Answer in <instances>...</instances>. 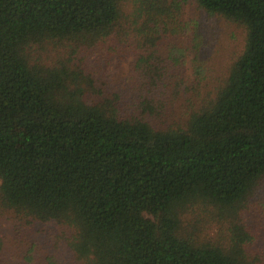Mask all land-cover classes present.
Segmentation results:
<instances>
[{
    "label": "trees",
    "instance_id": "1",
    "mask_svg": "<svg viewBox=\"0 0 264 264\" xmlns=\"http://www.w3.org/2000/svg\"><path fill=\"white\" fill-rule=\"evenodd\" d=\"M194 2L244 29L216 85L187 0H134L125 23L122 0H0V216L53 222L84 264H264L235 223L264 196V0ZM93 47L134 54L124 87L76 61ZM207 205L228 239L184 223Z\"/></svg>",
    "mask_w": 264,
    "mask_h": 264
},
{
    "label": "rangeland",
    "instance_id": "2",
    "mask_svg": "<svg viewBox=\"0 0 264 264\" xmlns=\"http://www.w3.org/2000/svg\"><path fill=\"white\" fill-rule=\"evenodd\" d=\"M133 4L134 0H122L123 23L130 20ZM183 17L188 26L187 34L192 32V27H198L203 37L199 53L205 60L207 78L204 81L216 85L222 77L224 78L232 61L242 51L244 29L237 23L198 8L194 0H187ZM117 38L114 32L109 38V43L114 46L120 44ZM128 39L130 42L129 37ZM165 46V43L159 44L156 50L164 53ZM76 53L81 58L75 59L85 72L97 79L104 78L106 83H116L124 87L126 78L133 71V53L122 56V52L113 53L95 47L89 48L87 54L80 49ZM60 55H63V51L59 49V45L53 43L46 45L43 52L33 53L32 58L34 57L35 62L50 65L57 61ZM192 58L193 53L190 52L185 66L187 79H191ZM32 128L35 126L27 130ZM185 216L186 226L193 223L198 226L201 235L207 238L218 236L221 238L219 241L230 237L234 225L231 218H219L217 210L208 205L205 208L200 206L194 212H187ZM238 220L235 223H239L251 237V243L246 249L264 257V196L262 195V199L248 196L238 213ZM67 232L53 222H33L23 226L18 220L3 214L0 216V264H84V259L78 257L70 248L68 242L71 235Z\"/></svg>",
    "mask_w": 264,
    "mask_h": 264
}]
</instances>
